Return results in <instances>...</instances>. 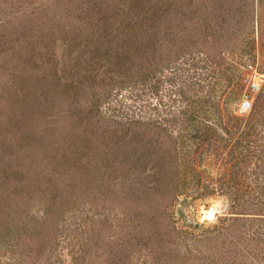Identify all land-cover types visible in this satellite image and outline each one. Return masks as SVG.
Instances as JSON below:
<instances>
[{
  "label": "rangeland",
  "instance_id": "1",
  "mask_svg": "<svg viewBox=\"0 0 264 264\" xmlns=\"http://www.w3.org/2000/svg\"><path fill=\"white\" fill-rule=\"evenodd\" d=\"M0 264H264V0H0Z\"/></svg>",
  "mask_w": 264,
  "mask_h": 264
},
{
  "label": "built area",
  "instance_id": "2",
  "mask_svg": "<svg viewBox=\"0 0 264 264\" xmlns=\"http://www.w3.org/2000/svg\"><path fill=\"white\" fill-rule=\"evenodd\" d=\"M246 70H248V73L251 75H253L254 73V69L252 68L251 65H246ZM256 78H247L245 81H249V83L251 82V84L249 85L250 88L252 89H257L258 85L260 83H262V76L261 75H257L255 74ZM251 109V105H250V101L247 98H243L235 107L234 112L237 116H242L245 115L246 113H248Z\"/></svg>",
  "mask_w": 264,
  "mask_h": 264
},
{
  "label": "bare ground",
  "instance_id": "3",
  "mask_svg": "<svg viewBox=\"0 0 264 264\" xmlns=\"http://www.w3.org/2000/svg\"><path fill=\"white\" fill-rule=\"evenodd\" d=\"M212 209V205H211V207H210V210ZM207 212V211H206ZM220 212V211H219ZM209 217H210V213H209V215H208ZM216 217V216H215Z\"/></svg>",
  "mask_w": 264,
  "mask_h": 264
},
{
  "label": "clouds",
  "instance_id": "4",
  "mask_svg": "<svg viewBox=\"0 0 264 264\" xmlns=\"http://www.w3.org/2000/svg\"><path fill=\"white\" fill-rule=\"evenodd\" d=\"M254 90V89H253Z\"/></svg>",
  "mask_w": 264,
  "mask_h": 264
}]
</instances>
